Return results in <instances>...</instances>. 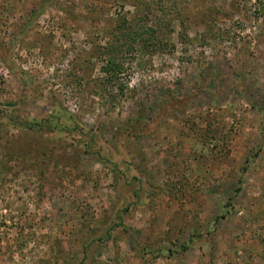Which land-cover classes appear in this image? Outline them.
Wrapping results in <instances>:
<instances>
[{
  "label": "rangeland",
  "instance_id": "rangeland-1",
  "mask_svg": "<svg viewBox=\"0 0 264 264\" xmlns=\"http://www.w3.org/2000/svg\"><path fill=\"white\" fill-rule=\"evenodd\" d=\"M0 264H264V0H0Z\"/></svg>",
  "mask_w": 264,
  "mask_h": 264
}]
</instances>
